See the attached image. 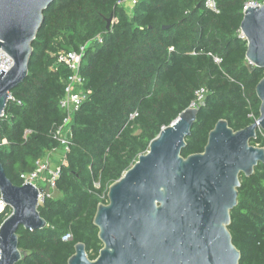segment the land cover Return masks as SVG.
I'll return each instance as SVG.
<instances>
[{
    "label": "trees",
    "instance_id": "1",
    "mask_svg": "<svg viewBox=\"0 0 264 264\" xmlns=\"http://www.w3.org/2000/svg\"><path fill=\"white\" fill-rule=\"evenodd\" d=\"M120 1L53 2L33 42L28 76L13 89L0 118V159L7 176L21 185L22 173L64 149L54 130L66 117L60 101L70 71L57 54L86 47L81 72L90 93L70 121L72 143L56 181L60 195L46 192L38 206L47 226L19 228L25 255L18 264H68L78 242L96 259L103 247L94 224L98 204L108 202L109 186L200 88L206 94L184 157L204 151L219 119L238 130L260 115L256 85L264 68L250 67L240 30L246 3L264 0H216L219 12L208 9L206 0H139L131 11ZM251 143L264 147V131ZM229 230L240 264H264V163L241 176ZM68 233L73 237L64 241Z\"/></svg>",
    "mask_w": 264,
    "mask_h": 264
},
{
    "label": "water",
    "instance_id": "2",
    "mask_svg": "<svg viewBox=\"0 0 264 264\" xmlns=\"http://www.w3.org/2000/svg\"><path fill=\"white\" fill-rule=\"evenodd\" d=\"M55 1L0 0V47L13 60L10 69L0 70V118L13 89L28 76L44 11ZM241 30L250 67L264 68V2L244 11ZM256 94L257 120L234 130L219 119L202 152L182 155L198 106L190 105L163 127L149 150L109 186L108 202L98 204L94 224L103 247L97 258L90 259L78 242L68 264H240L229 225L241 176L264 163V147L251 143L264 131V76ZM42 190L29 182L14 184L0 159V195L12 209L0 224V264H18L25 255L20 227L47 226L38 210Z\"/></svg>",
    "mask_w": 264,
    "mask_h": 264
},
{
    "label": "built area",
    "instance_id": "3",
    "mask_svg": "<svg viewBox=\"0 0 264 264\" xmlns=\"http://www.w3.org/2000/svg\"><path fill=\"white\" fill-rule=\"evenodd\" d=\"M139 0H121L120 4H124L131 11L133 7ZM205 5L208 9L219 12L218 4L216 0H206ZM260 5L255 2L246 3L244 6V11L249 6ZM240 37L246 39L242 30H240ZM101 40V39H100ZM85 46H82L80 50H70V51H60L57 54V60L59 63L64 64L68 67L70 74L68 76L65 88V94L60 101L61 108L66 112V117L62 124L57 126L54 130V137L64 146L63 151H61L62 156L60 162L54 164V158L51 156L54 152L51 151L47 156L42 159H39L36 162V168L34 171L29 173H22L21 178L23 183L29 182L34 184L37 188L41 187L43 190L39 195V203L41 204L44 201L45 193L47 192L50 196L49 189L56 188V181L60 176L61 165L66 163V153L70 149V144L72 143V127L70 126V121L72 115L77 111L81 105L86 101L90 90L85 87V77L81 72L82 67V58L85 53ZM215 61L220 63L222 59L218 56L215 57ZM251 65V62L248 61ZM13 60L12 58L0 47V70H8L12 67ZM206 94L205 88H200L196 91V99L192 102L191 106H198L204 99ZM12 98V95H11ZM10 98V99H11ZM137 113L131 114V119L135 117ZM44 185H43V184ZM97 186H100L99 183H96ZM104 193L102 197H104ZM8 205L0 195V219L6 216ZM4 218V219H5ZM3 219V220H4ZM72 234L68 233L63 236L64 241L72 239Z\"/></svg>",
    "mask_w": 264,
    "mask_h": 264
},
{
    "label": "rangeland",
    "instance_id": "4",
    "mask_svg": "<svg viewBox=\"0 0 264 264\" xmlns=\"http://www.w3.org/2000/svg\"><path fill=\"white\" fill-rule=\"evenodd\" d=\"M51 156L54 158L56 163H59L60 158L62 156V153H61V151L60 152H54L53 154H51ZM49 192L53 197H58L60 195V193L57 191L56 188L55 189H49Z\"/></svg>",
    "mask_w": 264,
    "mask_h": 264
},
{
    "label": "crops",
    "instance_id": "5",
    "mask_svg": "<svg viewBox=\"0 0 264 264\" xmlns=\"http://www.w3.org/2000/svg\"><path fill=\"white\" fill-rule=\"evenodd\" d=\"M54 164H56L55 160H54Z\"/></svg>",
    "mask_w": 264,
    "mask_h": 264
}]
</instances>
